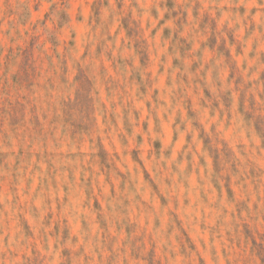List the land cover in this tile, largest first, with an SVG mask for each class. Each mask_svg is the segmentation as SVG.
<instances>
[{"label": "rangeland", "instance_id": "1", "mask_svg": "<svg viewBox=\"0 0 264 264\" xmlns=\"http://www.w3.org/2000/svg\"><path fill=\"white\" fill-rule=\"evenodd\" d=\"M0 264H264V0H0Z\"/></svg>", "mask_w": 264, "mask_h": 264}]
</instances>
